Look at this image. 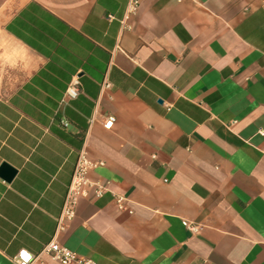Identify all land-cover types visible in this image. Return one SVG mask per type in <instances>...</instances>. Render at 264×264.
Instances as JSON below:
<instances>
[{"label":"crops","instance_id":"1","mask_svg":"<svg viewBox=\"0 0 264 264\" xmlns=\"http://www.w3.org/2000/svg\"><path fill=\"white\" fill-rule=\"evenodd\" d=\"M127 3L0 0V264L51 239L82 147L106 190L61 244L95 264H264V0Z\"/></svg>","mask_w":264,"mask_h":264},{"label":"built area","instance_id":"2","mask_svg":"<svg viewBox=\"0 0 264 264\" xmlns=\"http://www.w3.org/2000/svg\"><path fill=\"white\" fill-rule=\"evenodd\" d=\"M139 3L140 0H128L126 14L128 15L134 13L138 8ZM108 86L109 84L106 81H103L101 89ZM65 93L68 98H74L77 95L78 80L76 77H73L69 81ZM113 122L114 116H106L103 121V127L110 129ZM93 164L94 163L89 159L84 147H82L78 151L76 163L72 170L61 209L56 218L53 236L42 245L40 251L36 254H32L25 250L18 251L14 258L16 264H30L34 260L39 259L42 255L49 256L52 260L58 262L59 264H95L92 259L78 254L57 240L58 233L64 229L66 223L74 216L75 205L78 198L87 196L90 191L95 197H100L106 190L105 185L88 179L87 173ZM113 200L117 209L132 213V210L128 205L129 199L126 196L115 193L113 194ZM182 223L191 231H196L198 229V226L193 223H188L187 221H183Z\"/></svg>","mask_w":264,"mask_h":264},{"label":"water","instance_id":"3","mask_svg":"<svg viewBox=\"0 0 264 264\" xmlns=\"http://www.w3.org/2000/svg\"><path fill=\"white\" fill-rule=\"evenodd\" d=\"M15 170L7 163L0 164V176L9 180L14 174Z\"/></svg>","mask_w":264,"mask_h":264}]
</instances>
